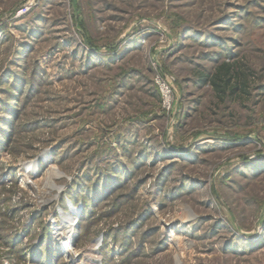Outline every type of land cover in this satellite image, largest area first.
<instances>
[{
  "label": "rangeland",
  "instance_id": "obj_1",
  "mask_svg": "<svg viewBox=\"0 0 264 264\" xmlns=\"http://www.w3.org/2000/svg\"><path fill=\"white\" fill-rule=\"evenodd\" d=\"M0 264H264V0H0Z\"/></svg>",
  "mask_w": 264,
  "mask_h": 264
},
{
  "label": "trees",
  "instance_id": "obj_2",
  "mask_svg": "<svg viewBox=\"0 0 264 264\" xmlns=\"http://www.w3.org/2000/svg\"><path fill=\"white\" fill-rule=\"evenodd\" d=\"M223 72L220 71L219 73L217 72V75L215 77H213L212 79H210V82L212 84V86L215 88V90H218V92H222V93H226L227 92V88H229V84H230V78L226 77L229 74V66H223ZM221 73V74H220Z\"/></svg>",
  "mask_w": 264,
  "mask_h": 264
},
{
  "label": "bare ground",
  "instance_id": "obj_3",
  "mask_svg": "<svg viewBox=\"0 0 264 264\" xmlns=\"http://www.w3.org/2000/svg\"><path fill=\"white\" fill-rule=\"evenodd\" d=\"M59 174V173H58ZM25 182L28 184V183H30V180H29V178L28 177H25ZM75 209H73V211H74ZM64 246H66V250H67V254H68V256H69V258H71L72 260H74L77 256H78V252L77 251H75V250H73V248L71 247V246H69V244H65L64 243ZM94 249V248H93ZM99 249V248H98ZM96 250V249H95Z\"/></svg>",
  "mask_w": 264,
  "mask_h": 264
},
{
  "label": "built area",
  "instance_id": "obj_4",
  "mask_svg": "<svg viewBox=\"0 0 264 264\" xmlns=\"http://www.w3.org/2000/svg\"><path fill=\"white\" fill-rule=\"evenodd\" d=\"M162 91H163V95H164L165 104L170 103V100L172 98V91H170V89L164 84L162 85Z\"/></svg>",
  "mask_w": 264,
  "mask_h": 264
}]
</instances>
